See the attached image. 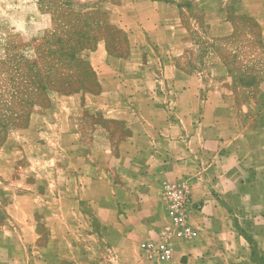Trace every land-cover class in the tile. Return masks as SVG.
Masks as SVG:
<instances>
[{
	"label": "crops",
	"instance_id": "1",
	"mask_svg": "<svg viewBox=\"0 0 264 264\" xmlns=\"http://www.w3.org/2000/svg\"><path fill=\"white\" fill-rule=\"evenodd\" d=\"M193 2L210 42L231 37L241 18L264 39V0ZM133 14L139 30L127 56L110 55L106 43L91 54L99 94L57 96L35 107L25 128L8 132L0 148L8 199L0 264H115L112 250L127 239L138 246L159 238L168 223L161 183L178 180L202 231L164 264H225L222 255L244 246L234 219L243 229H264V83L261 97L246 104L259 115L252 130L225 104L219 81L181 70L190 41L178 4L135 0ZM118 124L126 134L114 147ZM46 155L53 163L43 169ZM116 216L127 229L108 228ZM134 263L158 264L146 255ZM227 264L242 260L233 255Z\"/></svg>",
	"mask_w": 264,
	"mask_h": 264
},
{
	"label": "rangeland",
	"instance_id": "2",
	"mask_svg": "<svg viewBox=\"0 0 264 264\" xmlns=\"http://www.w3.org/2000/svg\"><path fill=\"white\" fill-rule=\"evenodd\" d=\"M134 1L57 0V17H54L52 13L55 10V5L52 6V9L46 6L47 2H54V0H0V148L7 129L18 130L25 125L23 120H18L16 117V113L19 112L18 104L20 103L15 99H11L9 73H12L13 68L8 60H14L12 64L21 61L23 56L31 61L35 60L38 56L37 51L40 53L43 38H47L55 32L57 34L62 32L63 24L60 20L68 25H73L78 35L80 34V36L87 38L88 49L83 51L80 56L87 61L88 65H90L92 52L101 49V45L106 43L103 41L104 38L108 41L110 55L127 56L131 48L130 37L132 31L139 28V22L133 14ZM163 1L180 6L183 24L189 31L190 43L188 44L185 57L179 61V66L190 72V74L201 75L204 81L209 84L219 81L222 84L221 92L223 93L225 104L234 105L232 112L236 116L237 121L246 123L249 121V127L252 130L258 129L257 118L259 115L256 112V108L254 106L249 109L246 104L261 97L260 87L264 83V39L262 38L261 29L246 19H234L237 30L231 37L210 42L206 26L203 23V17L192 9L193 0ZM65 4H70V15L62 11V9H65ZM121 5L124 9L117 10L116 7ZM59 11L63 13H61L60 17L57 14ZM78 13H84V18L77 17ZM104 57H106V53L103 50V61ZM103 63L106 64L105 62ZM87 88V91L80 90L78 93L71 95L80 97V95L84 94L100 93V88L96 87L94 78L91 77L88 70ZM205 93L207 100H211L210 105H215L213 99L217 96L214 94L215 90L213 87L209 85ZM109 94L113 98L111 102L114 103L116 91L110 90ZM49 95L51 100L57 96H66L60 92H52ZM262 97L264 96L262 95ZM46 105H48L47 101L44 100L37 107L45 108L42 106ZM211 114L212 110L210 108L209 115ZM112 128L113 133L117 134L112 141L115 147L116 143L114 144V141L123 140L125 137L123 138L122 136L126 134V130L120 124L113 125ZM45 158L42 163L43 169H48L53 162L50 156L46 155ZM175 183H182V180L161 183L162 187L160 188L163 200L165 187L168 184ZM2 189L3 183L0 173V224L6 218L4 205L8 201ZM195 212L193 211L191 215ZM234 221L239 228L236 229L240 236L239 241L244 246L240 250H233L234 254L227 251L228 255H222L224 263L227 264V261L232 260L233 255H235L237 260H242V264H264V229H243L238 224V218L234 219ZM123 222V217L119 219V216L114 219H108V228L125 229L126 224ZM167 222L159 238L148 241L159 242L162 239L163 232L169 226V218ZM196 230L199 233L196 239H199L202 229L197 227ZM257 231L262 232V237L256 234ZM141 244L138 243L137 246L136 242L127 239L122 249L112 250V258L115 264H135L134 261L141 260V258L145 259ZM178 244L185 245L187 243L173 239L171 241L173 251ZM236 254H239V256ZM186 259L187 257L184 256L183 260ZM150 262L164 264L156 259H150Z\"/></svg>",
	"mask_w": 264,
	"mask_h": 264
},
{
	"label": "trees",
	"instance_id": "3",
	"mask_svg": "<svg viewBox=\"0 0 264 264\" xmlns=\"http://www.w3.org/2000/svg\"><path fill=\"white\" fill-rule=\"evenodd\" d=\"M155 1L165 2L163 0ZM53 5H55V10L52 14L57 17V0L46 4L47 7H50L49 9H52ZM62 11L70 15V4H65V9H62ZM62 11L57 13L58 17L63 14ZM84 16V13H78L77 15L81 19ZM243 19L245 20V18L240 20ZM60 22L63 24L62 32L59 34L55 32L47 38H43L40 53L37 51L38 56L35 60L31 61L25 56L21 57L22 60L18 63L14 62L12 64L14 60H8L13 68L12 73H9L10 95L11 99H15L20 103L18 104L19 112L16 113V117L18 120L25 122L23 128L28 125L31 112L37 105H41L44 100L47 101L48 105L42 107L50 105V93L60 92L71 95L78 93L80 90L87 91V70L94 78L96 87L99 88L96 73L91 65H88L87 61L80 56L83 51L88 49L87 38L78 35L73 25L63 23L62 20ZM103 41L106 42L107 51L110 54L107 39L104 38ZM181 70L190 74L183 68ZM9 131V129L6 130L3 144Z\"/></svg>",
	"mask_w": 264,
	"mask_h": 264
},
{
	"label": "built area",
	"instance_id": "4",
	"mask_svg": "<svg viewBox=\"0 0 264 264\" xmlns=\"http://www.w3.org/2000/svg\"><path fill=\"white\" fill-rule=\"evenodd\" d=\"M164 207L170 223L163 232L162 239L159 242L147 241L141 244L142 251L149 259H156L161 263L173 259V239L187 242L196 240L199 235L190 221L191 213L198 208L192 202L185 185L175 183L165 187Z\"/></svg>",
	"mask_w": 264,
	"mask_h": 264
}]
</instances>
